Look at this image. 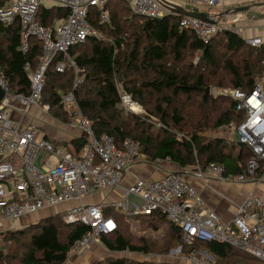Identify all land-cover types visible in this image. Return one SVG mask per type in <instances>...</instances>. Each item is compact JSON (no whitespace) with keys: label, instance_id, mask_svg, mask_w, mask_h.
I'll list each match as a JSON object with an SVG mask.
<instances>
[{"label":"built area","instance_id":"obj_1","mask_svg":"<svg viewBox=\"0 0 264 264\" xmlns=\"http://www.w3.org/2000/svg\"><path fill=\"white\" fill-rule=\"evenodd\" d=\"M109 1L7 0L0 7V22L5 27H19L21 50L24 53L31 48V38L40 40L42 45V61L38 68L33 70L30 65L25 66L29 79L37 84L35 92L27 96L15 94L0 75V87L4 92L0 109L8 108L0 112V145L5 149L11 146L12 154L17 158L12 157L10 162L0 160V213H6L4 218L0 217V226L3 222L12 224L21 216H40L49 207L76 202V207L62 215L66 224L82 223L88 227L87 232L73 245L72 250L76 252L89 249L94 240H101L102 236L118 230L117 220L106 215L104 208H118L128 219L162 213L180 232L181 243L177 245L178 249L170 251L171 257L176 254L179 260L187 264H217L213 254L197 244L218 242L228 244L248 257V260L236 264H264V196L250 194L237 202L212 186L213 183L258 186L262 182L264 173L260 177L258 172L264 165V119L254 114L250 105L251 100L255 99L259 102V108L264 107V92L260 87L251 92H219L231 96L244 115L236 137L252 153L245 174L230 175L225 165L213 162L205 168L186 167L181 172L169 173L164 179L152 183L137 179L134 186H127L124 184L125 175L139 160L140 146L134 140L127 139L122 148H118L109 136L98 139L90 120L83 115L72 93L63 98L64 109L70 117L69 125L77 126L74 129H81V136L88 139V143L79 151L62 147L60 140L56 144L42 132L40 124L34 119L29 123L25 122L26 119L17 122L10 120L15 111L13 107L17 104L26 107L25 115L31 103L41 102L42 90L37 81L41 85L45 83L47 70L56 59L57 70L62 73L68 67L78 69L70 57L71 50L89 38L106 39L92 26L90 19L91 11L96 9L101 22H108L109 14L105 7ZM124 1L134 15L159 19L176 14L171 7L173 4H163L161 0ZM177 1L198 10L213 9L220 5V0ZM251 1L258 3L261 0ZM43 9L55 12L49 20L50 24L42 25L39 19ZM58 10H61V15ZM179 27L192 32L204 44H209L219 29L215 24L189 16L181 17ZM235 32L241 35L242 30L237 29ZM246 42L257 47L263 40L261 37H249ZM122 104L126 110L136 109V113H145L142 106L130 96H124ZM48 109L49 105H45L44 110ZM19 157L22 162L18 161ZM188 175L198 178L205 187L217 192L223 200L234 206L235 216L224 220L212 210L201 191L189 182ZM102 192L111 194L102 195ZM92 196L101 197L102 204L84 201ZM19 229L22 228L16 231ZM6 232L8 230H0V239L6 238ZM6 239L1 243L10 244Z\"/></svg>","mask_w":264,"mask_h":264},{"label":"trees","instance_id":"obj_2","mask_svg":"<svg viewBox=\"0 0 264 264\" xmlns=\"http://www.w3.org/2000/svg\"><path fill=\"white\" fill-rule=\"evenodd\" d=\"M6 1L0 0V7L4 6ZM124 2L110 0L107 3L105 9L109 10V21L106 23L101 22L96 9L91 11L92 26L106 39L89 38L84 44L71 50L72 58L77 68L81 70L78 78L82 82L79 85L75 86L77 77L74 79L73 68L68 67L65 73L58 74L55 70L57 59L49 67L48 98H45V103L51 109L56 108L54 117L63 120V123L69 121L63 98L74 93L80 110L90 120L94 135L98 139L109 136L118 148H122L127 139L134 140L140 146L141 154L147 158L154 162L170 160L182 169L197 166L205 168L217 162L225 165L230 175L245 174L246 164L252 158V153L238 140L233 142L235 145L231 148L236 154L229 155L224 151L230 148V143L223 138L208 139L198 133L189 137L181 134L176 136V130H184L182 125H186L184 124L186 120L182 118V110L175 109L170 113L173 101L166 94L170 93L176 97L186 95L190 103L193 102V94L202 97L198 110L204 108L213 115L207 113L202 115L205 118L198 128H207L213 124L214 129H219L224 125L244 121L243 113L237 110V103L231 96L222 94L212 97L207 89L211 88V85L224 89L229 82L233 90L253 91L259 86L258 81L262 80L260 77L264 66V43L253 47L238 33L222 30L209 44H204L192 32L179 27L182 15H170L159 19L138 16L134 15ZM54 13V10L43 9V14L39 18L42 25L50 24L49 20L55 15ZM59 13L61 10H58ZM130 28H133L132 32L128 31ZM218 36L226 38L223 44L225 52L215 48L214 41ZM30 43V50L24 53L21 50L22 38L19 27L17 25L5 27L0 22V75L13 93L25 96L31 92L29 73L25 70V66L30 65L33 70L38 68V58L42 52L40 40L31 38ZM189 50L196 53V59L188 66L186 73L180 69L170 70L162 65L169 51L174 54L176 62H182L184 53ZM236 58L241 59V62H236ZM201 65L203 67H200ZM201 69L204 72L208 70V73H202ZM220 70L225 73H221ZM136 73H144V77L140 80ZM120 91L130 95L144 109L146 107L147 118L133 115L130 121L127 117L130 113H124L125 110L121 106ZM156 117L160 120L158 130L160 135H164L163 137L145 133L150 120ZM190 118L194 121L198 120L195 115ZM87 143L88 139L83 136L60 141V145L69 151L72 149L79 151ZM263 173L264 165L259 170L258 176L261 177ZM104 212L114 217L119 224L118 230L112 234L115 237L102 236L101 241L105 247L113 252L149 253L151 251L153 246L150 244L137 246L120 234L122 219L128 220L127 217L114 208L105 209ZM142 217L166 220L175 233L174 243L176 245L181 243L178 228L168 221L164 214L156 213L137 219ZM65 229L68 231L65 232ZM154 229L158 227L155 226ZM87 230L86 226L78 223L66 224L62 214L42 218L39 223L9 233L6 241L13 243L5 249L0 248V264H65L71 246ZM201 245L207 246L218 264L224 262L236 264L248 260L241 251L226 244L218 242L197 244V246ZM105 264L146 263L119 258Z\"/></svg>","mask_w":264,"mask_h":264},{"label":"rangeland","instance_id":"obj_3","mask_svg":"<svg viewBox=\"0 0 264 264\" xmlns=\"http://www.w3.org/2000/svg\"><path fill=\"white\" fill-rule=\"evenodd\" d=\"M123 2H124V0H123ZM161 2L163 4H173L172 5L173 7H177V6L182 7L185 10L190 11V12H197V11L202 10V9L198 10V9H194L191 7H187L177 0H161ZM124 3H123V5H124ZM258 3L259 4L264 3V0H261ZM123 5H121V6H123ZM125 6L127 7L126 4H125ZM46 10H48V9H46ZM106 11L109 12V10H106ZM42 14H43V12L41 11L39 18L41 17ZM123 15H125V14H123ZM174 15L179 16L180 14L176 13ZM182 16L186 17L184 15H182ZM211 21H212V23L209 22L210 24H215V25H217V28L219 27V29H220V30L218 29L219 31L217 30V34H218V32H220L222 30H231V31L235 32L237 29H241L242 30L241 35L246 41L247 37H245L243 34L244 33L243 29H245V27L235 26L232 23H231V25H229L227 22H224L226 24H221V23H216L213 20H211ZM102 23H104V22H102ZM128 24H133V23H128ZM247 29H248V27H247ZM128 31L132 32L133 28L128 29ZM217 34L215 36H217ZM261 38H262L263 42L259 46H261L264 43V36H261ZM225 41H226V38L224 36L216 37V39L214 41V44L216 45L215 46L216 50L225 52V49H223V44L225 43ZM243 52H245V51H243ZM70 57L72 58L71 52H70ZM197 57H198V55H197ZM41 58H42V56L38 58V62L42 61ZM195 59H196V53L194 51L189 50V51H186L184 53V58H182V62H176L174 60V54H172L169 51V55L162 62V65L168 67L170 70L180 69L181 71L186 73L188 70V66H190L192 61H194ZM235 60H237L236 62H241L240 61L241 59H239V58H236ZM57 67H58V65L56 64V66H55L56 72L58 74H62L61 71L57 70ZM200 67H203V65H201ZM25 69H26V67H25ZM262 70H263L262 77H260V79L262 78V80L258 81L259 86H256V87H260L261 90L264 92V89H263V87H264V66H263ZM200 71L202 73H208L207 72L208 70L204 72L201 69ZM47 72H48V70H47ZM65 72H63V73H65ZM80 72H81L80 69H73L72 70V74L74 76V79L77 77L75 80V86L79 85V83L82 82V80H80L78 78ZM220 72L225 73L221 70H220ZM72 74H70V75H72ZM136 76L138 79L141 80L144 77V73H140V74L136 73ZM44 79H45V83H43L42 85H41L40 81H37V83H39L40 90H42L40 93L41 102H39L38 104L31 103V105L27 109V113L25 115H24V110L26 109V107L23 105L17 104L16 106L13 107L15 109V111H14L13 116L10 118V120H12L13 122H17L20 119H22V121H24L26 119L25 122L29 123V122H31V120L34 119L35 122L40 124V126L42 128V132L44 134L46 133L47 136L51 137L56 144H57L58 140H60V141L67 140L68 138H70L72 136V134L73 135L78 134V133L82 134L83 131L81 129H79V128L74 129L77 126L72 127L73 125H69L70 121L66 120V122L63 123L62 122L63 120L55 118L53 113L56 111V108L51 109V107L49 106L48 110H44L45 105H47L45 103V98H48L47 74L44 77ZM30 83H31L30 94H32L33 92H35L37 84H35V82H33L32 80H30ZM228 83L229 82H227V84H226L227 87L224 89H218L217 86L211 85L212 87L208 88L207 91H208L209 95L212 97L222 95V94H219V92L226 91V90L227 91L233 90V88H231V85H229ZM120 93H121V106L123 107L124 105L122 104V98L124 96H130V95L123 93L121 91H120ZM72 94H74V93H72ZM166 95L169 96L171 101H173L171 108L169 110L170 113H172L173 110H175V109L182 110V118H183V120H186V122H184V124H186V125H182V127H184V130L183 131L180 129H178V131L176 130V134H177L176 136L177 137L179 136L178 134L185 135L186 137H189L195 133H198V134H201V135L207 137L208 139H212V138H216V137L223 138L230 143L229 144L230 148H227L224 151V153L229 154V155L230 154L233 155L234 153L236 154V151H232L231 148L234 147L235 143H233V142L235 140H237V138H238V137H236V132L238 131V128L242 125V123H243L242 120L237 121V123L235 122V124H233V125H224L219 129H214L215 127L213 126V124L207 128L206 127L198 128V126H201L203 124V120L205 118L202 115H204L205 113L213 115L210 112H207L204 108H203V110H200V109L198 110V107H200V100H202V97L200 95L193 94V98H192L193 102L190 103L188 101V97L186 95H179L178 97H176L175 95H172L170 93H167ZM223 106H225V105H222V107ZM69 107H72V106H69ZM237 107H238V105H237ZM149 108L151 109L152 106H150ZM7 109L8 108L0 109V112H5ZM123 109L125 110L124 113H126V112L130 113V114H127L128 115L127 117L129 118L130 121H132L131 117L133 115L134 116L137 115L143 119L147 118L146 117V115H147L146 114L147 113L146 107H145L146 110L144 108L142 109L145 112L144 114L136 113L137 112L136 109H135V111L130 110V109L126 110L125 106ZM237 110H238V108H237ZM193 115L197 116L198 120L194 121V119H192L193 117L190 118ZM150 121H151L150 123L148 122L149 124L147 125V128L145 127L146 128L145 133L150 134V135L152 133L154 136H159L160 135V131L158 130V128L160 127V126H158L160 124L159 118L156 117L155 119H151ZM198 121H199V123H196ZM241 121H242V123H241ZM133 123H134L133 124V126H134L135 121ZM171 124H173V123H171ZM149 126H151V127L149 128ZM153 127H154V129H153ZM147 130H149V132ZM75 136H81V135H75ZM163 136L164 135H160L159 137H163ZM178 139H180V138H178ZM72 150H75V149H72ZM12 151H13V149L11 146L9 148L5 149V147L0 145V160H7L10 162V159L12 157L16 158L12 154ZM137 157H140L139 160L132 167L131 171L127 172L125 175L126 179L129 178L130 180H132V181H129V185H127L130 187L135 185L134 183L136 182L137 179H142L146 183H152L153 181H158V180L164 179L166 177V175L169 173L179 172V171L183 170L181 167L172 163L170 160L154 162L153 160L147 158L145 155L141 154V152H139V147H138V156ZM16 160H17V158H16ZM18 161L22 162V159L19 157ZM161 163H163V165L159 166ZM18 165H20V163ZM188 180L199 191H202L203 188L205 191H212L209 188L205 187L198 178L194 179L193 177H190V175H188ZM213 184H216V183H213ZM213 184H212V186H214ZM247 185L248 184H244L242 186H247ZM215 186H218V185H215ZM239 186H241V185H239ZM229 187L232 188L233 186H229ZM214 189L218 190V187H214ZM218 191H220V190H218ZM101 194L102 195H108L111 193L102 192ZM202 196H203V194H202ZM84 201L87 202L88 204H95V205H101L102 204V200L100 199V197H97L95 199V197L92 196L91 198H86ZM77 205H78V203L73 202V203L49 207V208H47V210H44L42 213H40V216H38V218L42 217V215H45L46 217L54 216V215H58V214L64 215L68 210H70L73 207H76ZM103 210H105V208ZM114 210H117L124 217H126L125 214L123 212H121L120 209L114 207ZM51 213H53V214L49 215ZM5 214L6 213L3 212V215H5ZM3 215L0 213L1 218H4ZM37 215H34V216H37ZM28 216H31V215L21 216V217L15 219L12 224L3 222L0 226V230L1 231L8 230V232H6V234H5V237L8 238L9 233L15 232L17 228H22V229L28 228V226H31L35 223H39L40 220L35 222V223H30L29 221H25V219H27ZM138 217H141V216H138ZM18 220H22V221L18 222L17 225H22V224L23 225L14 227V223ZM81 225L85 226L82 223H81ZM155 226H157L158 229H154ZM19 230H21V229H19ZM64 231L67 232L68 229H65ZM119 232H120V234L124 235V237L128 238L133 244H136L137 246H143L145 243L150 244L151 246H153L151 251L149 253L113 252V251L109 250L107 247H105L104 243L101 240L96 239L92 242L93 245L89 249L84 250V251L78 250L76 252H73V250H72L73 245H74L73 244L71 246V249L69 250V253L67 255V261L65 264H94V263L96 264V262L97 263L102 262V264H105V263H108L110 260H118L119 258L126 259L127 261L135 260L136 262H145L146 264H187L186 262H182L181 260H179V257L176 254H173L172 257L170 256V253L172 252V250H174V249L176 250V248H177V245H176V243H174V240H173V239L176 240V237H175V233H173V231H172L170 223H168L164 219L156 220V219L149 218V217H142V218H138V219L132 218V219H128V220L122 219V225H121V229ZM114 233L107 234V236L110 235L109 237L113 238V237H115V235H112ZM6 238L0 239V245H1V248H3V249L7 248L6 246L10 245V244H7L5 242L1 243V241L3 239H6ZM62 238H65V237H62ZM10 243H13V242L10 241ZM90 244H91V242H90ZM226 245H228V244H226ZM199 247L206 249V251H208V248L206 245H204V246L201 245ZM169 250L171 252H169ZM172 258L174 259V261H172ZM223 264H230V263L224 262Z\"/></svg>","mask_w":264,"mask_h":264},{"label":"crops","instance_id":"obj_4","mask_svg":"<svg viewBox=\"0 0 264 264\" xmlns=\"http://www.w3.org/2000/svg\"><path fill=\"white\" fill-rule=\"evenodd\" d=\"M197 12L205 14L209 19L216 23L226 24L224 22H227L229 25L232 23L235 26L245 27L246 30L243 29V34L247 38L264 36V3H253L251 0H220L219 7L214 9L204 8ZM75 135H80V133ZM75 135L72 134V136L68 139L78 137ZM161 165H163V163H161L159 166ZM129 181L132 180L129 178L126 179L125 177L124 184L129 185ZM213 185V187H218V190L225 194L229 199L235 200L237 202L242 201L243 198L249 196L250 194L264 196V176L262 177V182L258 186L255 184H248L247 186L241 185L230 188L228 185H219L217 183ZM201 193L208 202L209 207L212 210H215L217 214L224 220H229L235 216L236 208L230 205L227 200H223L220 194L217 192L214 193V191H205L204 188L202 189ZM52 214L53 213L49 215ZM42 216L43 217L38 218V216L31 215L28 216L25 221L35 223L46 217L45 215ZM22 220L16 221L14 223V227L22 226L23 224L17 225V223Z\"/></svg>","mask_w":264,"mask_h":264},{"label":"water","instance_id":"obj_5","mask_svg":"<svg viewBox=\"0 0 264 264\" xmlns=\"http://www.w3.org/2000/svg\"><path fill=\"white\" fill-rule=\"evenodd\" d=\"M177 7H178L177 9H173L175 11V13H179L180 15H184V16L194 17V18L201 19L203 21L212 23V21L205 14L198 13V12H190V11L185 10L182 7H179V6H177ZM3 96H4V92H3L2 88L0 87V102L3 98Z\"/></svg>","mask_w":264,"mask_h":264},{"label":"bare ground","instance_id":"obj_6","mask_svg":"<svg viewBox=\"0 0 264 264\" xmlns=\"http://www.w3.org/2000/svg\"><path fill=\"white\" fill-rule=\"evenodd\" d=\"M171 7L173 9H177L178 8V7H173V6H171ZM257 104H259V102L257 100H255V99L251 100L250 105L252 107L253 113L258 115V116L260 115V117H262L264 119V107L261 109V108L258 107ZM262 110H263V113L261 115L260 113H261Z\"/></svg>","mask_w":264,"mask_h":264}]
</instances>
